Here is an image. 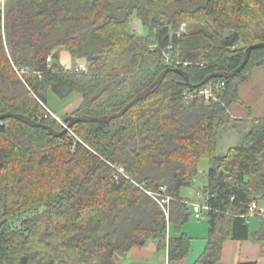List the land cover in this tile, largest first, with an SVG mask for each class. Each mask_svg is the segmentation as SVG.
Returning <instances> with one entry per match:
<instances>
[{
	"label": "trees",
	"instance_id": "trees-1",
	"mask_svg": "<svg viewBox=\"0 0 264 264\" xmlns=\"http://www.w3.org/2000/svg\"><path fill=\"white\" fill-rule=\"evenodd\" d=\"M132 16L146 35L132 29ZM184 23L199 27L180 32ZM257 43H264V0H8L0 14V115L21 114L59 132L61 124L45 117V87L62 100L81 97L62 121L104 117L165 69H182L195 87L212 73L235 70ZM61 51L85 62L86 71L65 69ZM262 65L264 48L253 50L234 78L210 81L225 85L209 102L186 98L199 88L168 72L122 117L78 123L75 137L0 121V264H116L117 251L151 240L170 261L185 259L192 238L182 228L194 212L180 192L192 187L201 160L208 162V234L194 264L218 262L226 241L248 238L251 203L264 202V117L217 154L239 85ZM160 186L170 197L167 216L147 194ZM170 226L178 235H169Z\"/></svg>",
	"mask_w": 264,
	"mask_h": 264
},
{
	"label": "crops",
	"instance_id": "crops-1",
	"mask_svg": "<svg viewBox=\"0 0 264 264\" xmlns=\"http://www.w3.org/2000/svg\"><path fill=\"white\" fill-rule=\"evenodd\" d=\"M133 19L132 29L141 23L135 16ZM138 34L139 32L135 30ZM59 62L65 69H73L82 65L87 68L83 61L72 58L67 52L61 51L59 53ZM239 102L231 105L229 114L233 120L232 124L228 127L229 130L224 136V147H220L218 142L217 154L223 156L230 145L228 141L232 138L236 145L242 141L243 136L250 129L251 120L255 118L264 117V65L253 69L247 79L238 87ZM82 99L73 97L61 108L62 118L65 115L74 112ZM47 108L48 105L46 104ZM51 110V109H50ZM238 124H245L246 127L238 128ZM204 169L205 183L202 180L200 183L203 187L206 184V173L208 170L207 160H201ZM205 161V162H204ZM198 166V168H199ZM264 173V165L262 166ZM182 189L180 192L181 198L186 200L190 205H203L204 196L200 193H189V189ZM203 198L201 202H197L198 198ZM201 203V204H200ZM264 210V202H259L258 205ZM193 211V210H192ZM249 236L245 240L226 241L222 246L220 260L215 264H264V219L258 216L251 217L247 221ZM182 232L186 233L192 238L190 245L189 255L182 260L170 261L168 258V251L166 248H159L158 241H148L142 247H134L128 252L117 251L114 254L116 264H194L203 254L207 245L208 227L204 213L202 212L199 218H196L192 213L188 222L183 226ZM170 236L178 234L170 226L168 229Z\"/></svg>",
	"mask_w": 264,
	"mask_h": 264
},
{
	"label": "water",
	"instance_id": "water-1",
	"mask_svg": "<svg viewBox=\"0 0 264 264\" xmlns=\"http://www.w3.org/2000/svg\"><path fill=\"white\" fill-rule=\"evenodd\" d=\"M260 48H264V43H257V44H254V45L247 47L244 51V56H243V59H242L240 65L235 70L228 72V73H226V72L212 73V74L206 76L205 79L202 80V82H200L195 87L191 86L188 83L187 75L182 69H180V68L165 69L157 76V78L154 80V82L148 88H146L145 90H143L142 92L137 94L120 111L113 113L111 115H108V116H104V117L68 116L63 120L65 127H63L62 130L59 132L53 130L52 128H50V127H48V126H46V125H44L38 121H34V120H32V119H30L24 115H21V114H13L10 112H6V113L0 115V121L7 119V118H12V119L18 120V121L26 124L29 127L40 128L42 130H45L53 138H60V137L64 136L68 129L72 128L73 126H75L78 123H99V124L108 125L112 120H115V119L122 117L136 103H138V102L144 100L145 98H147L148 96H150L154 92V90L162 83L165 75L168 72H174V73L179 74L184 80V82H183L184 86H186L190 89L201 88L213 79H219V78H221V79H232V78H234L247 65L251 52L253 50L260 49Z\"/></svg>",
	"mask_w": 264,
	"mask_h": 264
},
{
	"label": "built area",
	"instance_id": "built-area-1",
	"mask_svg": "<svg viewBox=\"0 0 264 264\" xmlns=\"http://www.w3.org/2000/svg\"><path fill=\"white\" fill-rule=\"evenodd\" d=\"M8 0H0V14L4 15L5 12V8H6V3ZM184 27V26H182ZM181 27L180 31L183 32V28ZM165 56V64L166 65H173L174 63L170 60L169 56L167 54L164 53ZM51 59L48 58L47 62H48V68H49V63H50ZM176 64H182L183 66H187V63H180L177 62ZM74 72H85L86 68L83 67L82 65L73 68ZM22 72V71H20ZM224 82H213V83H208L205 86L199 88V89H195L193 91L192 94H187L186 98L191 99V98H196V97H201L203 98L206 102L209 101H216V93L222 88L224 87ZM44 108L47 111V114L45 117L49 116L53 119H55L58 123L61 124L62 127H65V124L63 123V121L61 120V118H58L57 116H55L53 113H51V111L44 106ZM69 136L75 137L74 133H73V129L70 128L67 130L66 132ZM119 174H123V169L119 168L118 169ZM166 186H160L159 187V191L157 193H153V192H147V194L149 196H151L157 203L158 205L162 208V210L164 211L165 215L167 216V210H168V204L170 202V197L168 195H166ZM192 210L194 212V215L196 218H199L202 211L207 210V207L204 205H193L192 206ZM261 217L264 218V210L260 207H258L256 205V203H251V205L249 206V214H248V218L251 217Z\"/></svg>",
	"mask_w": 264,
	"mask_h": 264
},
{
	"label": "rangeland",
	"instance_id": "rangeland-1",
	"mask_svg": "<svg viewBox=\"0 0 264 264\" xmlns=\"http://www.w3.org/2000/svg\"><path fill=\"white\" fill-rule=\"evenodd\" d=\"M158 10H163L160 6L157 8ZM134 17H132L131 18V23H132V25H133V19ZM137 25L134 27V29L135 30H137L138 32H139V35H142V36H144V35H146L147 34V31H146V29L142 26V24L141 23H136ZM182 26H184V27H182ZM181 27L183 28V32H186V33H188V32H191V31H194V30H197V28L199 27V25H197V24H195V23H184V24H181L180 25V29H181ZM180 32H182V31H180ZM180 32H176V33H180ZM72 70V69H71ZM42 94H43V96L46 98V101H47V105H48V107L51 109H49L50 111H51V113H53L55 116H57L58 118H60V116L62 115V112H61V108H62V106L64 105V103L65 102H67L68 100H70L71 98H73V97H78V98H80V96L79 95H76V94H74V95H71L68 99H60V98H58V97H56L51 91H50V89L48 88V87H45L43 90H42V92H41ZM69 115V114H68ZM236 127H238L239 129L240 128H244V127H246V125L245 124H238ZM228 130H229V128H225V129H221L219 132H218V142H219V145H220V147H224V136H225V134L228 132ZM227 134H230V133H227ZM228 143L230 144V145H236V140H235V142H234V140L232 139V138H230V140L228 141ZM205 162V161H204ZM202 164H204L203 163V161H202V163H201V165L199 166V168H198V173H197V175H196V177L194 178V181H193V185H192V187H190V188H185L186 190L187 189H189L188 191H189V193L190 192H194V194H196V193H200V191H202V189H203V184L205 183V175H204V169H203V166L204 165H202ZM204 181V183L203 184H201L200 182L201 181ZM186 190H184V191H186ZM201 194H203L202 192H201ZM202 199L203 198H198V200H197V202L199 203V202H201L202 201ZM201 203H203V202H201ZM200 203V204H201Z\"/></svg>",
	"mask_w": 264,
	"mask_h": 264
}]
</instances>
